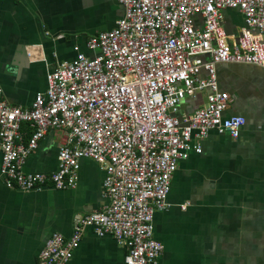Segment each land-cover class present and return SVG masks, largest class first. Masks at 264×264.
<instances>
[{"label": "built area", "instance_id": "obj_1", "mask_svg": "<svg viewBox=\"0 0 264 264\" xmlns=\"http://www.w3.org/2000/svg\"><path fill=\"white\" fill-rule=\"evenodd\" d=\"M119 1L125 13L113 29L90 38L93 54L78 51L48 72L46 89L30 107L8 104L0 87V172L8 187L73 188L82 158L104 166L105 209L76 216L69 237L54 232L38 264H67L87 226L127 247V264H161L154 215L170 206L179 163L201 153L212 131L238 138L246 123L242 115H225L231 99L219 87L217 65L264 68V0ZM226 8L244 16L236 40L223 25ZM205 90L206 104L178 117L183 100ZM24 123L32 129L27 142ZM50 128L66 133L57 170L24 172Z\"/></svg>", "mask_w": 264, "mask_h": 264}, {"label": "crops", "instance_id": "obj_2", "mask_svg": "<svg viewBox=\"0 0 264 264\" xmlns=\"http://www.w3.org/2000/svg\"><path fill=\"white\" fill-rule=\"evenodd\" d=\"M124 13L119 0H0L4 100L30 107L35 94L46 89L47 73L78 51L92 55L90 38L113 29ZM223 25L231 40L246 27L235 8L224 9ZM217 74L220 89L231 99L225 115H242L246 123L238 138L212 131L201 153L179 163L170 206L154 215L161 264H264V68L220 63ZM207 94L186 97L178 117L206 104ZM23 130L27 142L32 129L24 124ZM65 137L62 129H48L23 171H56ZM1 162L0 143V167ZM104 177V166L87 157L80 160L73 188L25 192L8 187L0 172V264H38L54 232L69 237L76 216L103 211L109 203ZM128 252L112 235L99 236L87 226L67 264H127Z\"/></svg>", "mask_w": 264, "mask_h": 264}, {"label": "trees", "instance_id": "obj_3", "mask_svg": "<svg viewBox=\"0 0 264 264\" xmlns=\"http://www.w3.org/2000/svg\"><path fill=\"white\" fill-rule=\"evenodd\" d=\"M24 124L28 125L27 123H24ZM24 124H23V125H24ZM23 125H22V129H23ZM28 127H29V125H28Z\"/></svg>", "mask_w": 264, "mask_h": 264}]
</instances>
